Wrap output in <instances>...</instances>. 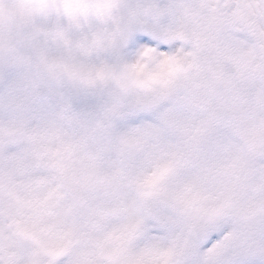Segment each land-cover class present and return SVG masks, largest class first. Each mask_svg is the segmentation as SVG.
<instances>
[{"label":"snow or ice","instance_id":"obj_1","mask_svg":"<svg viewBox=\"0 0 264 264\" xmlns=\"http://www.w3.org/2000/svg\"><path fill=\"white\" fill-rule=\"evenodd\" d=\"M0 264H264V0H0Z\"/></svg>","mask_w":264,"mask_h":264}]
</instances>
